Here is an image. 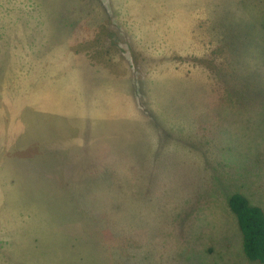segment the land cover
Returning <instances> with one entry per match:
<instances>
[{
    "label": "rangeland",
    "instance_id": "1",
    "mask_svg": "<svg viewBox=\"0 0 264 264\" xmlns=\"http://www.w3.org/2000/svg\"><path fill=\"white\" fill-rule=\"evenodd\" d=\"M264 0H0V264H262Z\"/></svg>",
    "mask_w": 264,
    "mask_h": 264
},
{
    "label": "trees",
    "instance_id": "2",
    "mask_svg": "<svg viewBox=\"0 0 264 264\" xmlns=\"http://www.w3.org/2000/svg\"><path fill=\"white\" fill-rule=\"evenodd\" d=\"M229 206L242 233L244 253L251 261L264 264V209L239 192L231 194Z\"/></svg>",
    "mask_w": 264,
    "mask_h": 264
}]
</instances>
